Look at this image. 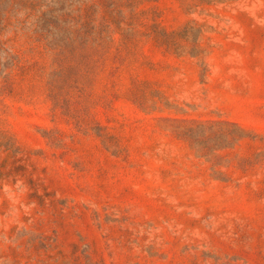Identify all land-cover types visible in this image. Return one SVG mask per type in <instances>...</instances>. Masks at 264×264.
<instances>
[{
  "label": "rangeland",
  "instance_id": "1",
  "mask_svg": "<svg viewBox=\"0 0 264 264\" xmlns=\"http://www.w3.org/2000/svg\"><path fill=\"white\" fill-rule=\"evenodd\" d=\"M0 264H264V0H0Z\"/></svg>",
  "mask_w": 264,
  "mask_h": 264
}]
</instances>
